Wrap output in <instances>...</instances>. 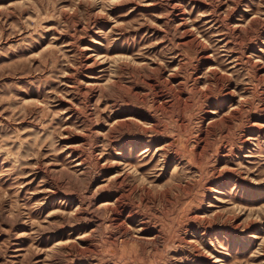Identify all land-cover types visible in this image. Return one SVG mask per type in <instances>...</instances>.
I'll return each mask as SVG.
<instances>
[{"label": "rangeland", "instance_id": "1", "mask_svg": "<svg viewBox=\"0 0 264 264\" xmlns=\"http://www.w3.org/2000/svg\"><path fill=\"white\" fill-rule=\"evenodd\" d=\"M0 264H264V0H0Z\"/></svg>", "mask_w": 264, "mask_h": 264}, {"label": "bare ground", "instance_id": "2", "mask_svg": "<svg viewBox=\"0 0 264 264\" xmlns=\"http://www.w3.org/2000/svg\"><path fill=\"white\" fill-rule=\"evenodd\" d=\"M117 218V217H116ZM121 227V226H120Z\"/></svg>", "mask_w": 264, "mask_h": 264}]
</instances>
